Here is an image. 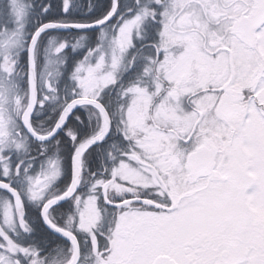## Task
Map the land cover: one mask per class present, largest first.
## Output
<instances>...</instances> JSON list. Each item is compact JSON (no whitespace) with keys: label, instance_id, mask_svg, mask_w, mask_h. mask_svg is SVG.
Here are the masks:
<instances>
[{"label":"snow or ice","instance_id":"6c2138e0","mask_svg":"<svg viewBox=\"0 0 264 264\" xmlns=\"http://www.w3.org/2000/svg\"><path fill=\"white\" fill-rule=\"evenodd\" d=\"M0 264H264V0H0Z\"/></svg>","mask_w":264,"mask_h":264}]
</instances>
